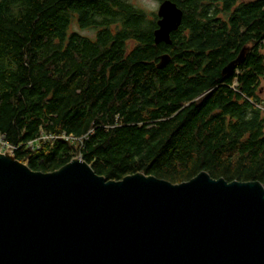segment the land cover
Returning <instances> with one entry per match:
<instances>
[{"label": "trees", "instance_id": "16d2710c", "mask_svg": "<svg viewBox=\"0 0 264 264\" xmlns=\"http://www.w3.org/2000/svg\"><path fill=\"white\" fill-rule=\"evenodd\" d=\"M173 1L184 20L160 45L158 16L132 0H0V134L13 154L50 173L81 155L110 180L206 170L264 183V0ZM43 134L55 139L28 145Z\"/></svg>", "mask_w": 264, "mask_h": 264}, {"label": "water", "instance_id": "95a60500", "mask_svg": "<svg viewBox=\"0 0 264 264\" xmlns=\"http://www.w3.org/2000/svg\"><path fill=\"white\" fill-rule=\"evenodd\" d=\"M178 6H159L157 44L173 43ZM170 57L159 58L161 70ZM28 165L0 152V264H264L259 180L206 170L182 183L144 172L110 180L82 156L51 173Z\"/></svg>", "mask_w": 264, "mask_h": 264}, {"label": "rangeland", "instance_id": "374dc122", "mask_svg": "<svg viewBox=\"0 0 264 264\" xmlns=\"http://www.w3.org/2000/svg\"><path fill=\"white\" fill-rule=\"evenodd\" d=\"M162 1L161 0H135V4L141 8H144L147 10V12L150 15V18H154L153 14H158L159 11V6L161 5ZM76 30L80 31L81 33L89 36L95 35V32L93 30H85L80 27H76ZM238 73H240L238 71ZM0 152L6 153V152H12L10 149H6L5 146L0 144ZM81 156V155H79ZM77 156V157H79Z\"/></svg>", "mask_w": 264, "mask_h": 264}, {"label": "built area", "instance_id": "2783aa9c", "mask_svg": "<svg viewBox=\"0 0 264 264\" xmlns=\"http://www.w3.org/2000/svg\"><path fill=\"white\" fill-rule=\"evenodd\" d=\"M237 80V79H236ZM235 80V83L233 85V88L234 89H237L236 86H237V81ZM65 136V135H64ZM71 138H73L72 136H70ZM55 139V137H51V136H48L46 134H43V136L37 140H33V141H29L28 142V145H31V146H37L39 147L40 146V142L41 140H46V139ZM7 140L5 139L4 135H1L0 134V144H2L3 146L6 147V149H10L12 151V153H14V150H15V146L9 144L8 142H6Z\"/></svg>", "mask_w": 264, "mask_h": 264}, {"label": "clouds", "instance_id": "9594fccd", "mask_svg": "<svg viewBox=\"0 0 264 264\" xmlns=\"http://www.w3.org/2000/svg\"><path fill=\"white\" fill-rule=\"evenodd\" d=\"M132 2H133V5L135 6V0H132Z\"/></svg>", "mask_w": 264, "mask_h": 264}, {"label": "flooded vegetation", "instance_id": "af4514ba", "mask_svg": "<svg viewBox=\"0 0 264 264\" xmlns=\"http://www.w3.org/2000/svg\"><path fill=\"white\" fill-rule=\"evenodd\" d=\"M246 51H247V47H246Z\"/></svg>", "mask_w": 264, "mask_h": 264}]
</instances>
